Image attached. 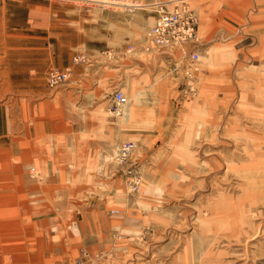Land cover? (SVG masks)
Returning <instances> with one entry per match:
<instances>
[{
  "label": "rangeland",
  "instance_id": "1",
  "mask_svg": "<svg viewBox=\"0 0 264 264\" xmlns=\"http://www.w3.org/2000/svg\"><path fill=\"white\" fill-rule=\"evenodd\" d=\"M34 1L37 0L0 1L4 14L0 19V50L5 41L9 50L20 41L23 32L19 23L30 24L33 17H38L41 27L35 28V34L46 36L47 30L42 28L54 22L79 20L83 11L131 16L134 12H152V4L157 0H138L142 6L135 11H112L86 0H38L40 4L33 6ZM240 1L234 0L235 9L224 18V0H187L199 17V33L203 32V38L198 35L200 40L207 41L212 31L224 24L229 25L228 29L239 30L240 21H246L248 8H253L250 0L247 9L242 8ZM54 16H57L56 21L52 20ZM153 23L152 17L145 32L137 40L129 41L132 45L127 49L129 42L126 41L118 52L114 46H108L115 51H112V59L103 54L76 52L82 53L87 62L78 64L83 66V72L74 73L70 65L71 75L63 85L48 87L47 72L63 68L51 65L44 73V91L20 85L0 96V105L15 123L13 131L7 133V139L13 144L5 146L12 161L8 169L13 176L0 165L3 178L0 180V264H151L150 259L158 260L162 252L167 256L182 249L190 232L199 229V223L204 225L209 219L218 222L217 217L223 213L208 210L215 205L219 209L225 203L236 205L233 209L242 208L233 215L246 216L251 231L245 237L233 239L218 236L211 244V251L222 249L224 264H264V77L259 76L261 71L257 72L253 66L245 72H240V66L233 67L229 52L232 58L239 57V51L235 50L241 47L239 42H233L232 48L228 46L226 51L222 41L209 44L221 47L222 54L216 57H209L207 48L198 50L199 67L209 62L213 67L214 123L208 132L206 118L212 99L204 100L202 110L194 111L190 117L184 116V106L197 101L200 86L195 77L188 80L182 70L169 71L171 88L180 101L177 109L180 116L172 124L175 130L163 133L164 138L170 139L168 144L163 140L152 145L145 140L137 141L138 136H157L158 133L150 131L159 126L156 123L144 125L141 129L146 132H140L129 128L125 122L121 124L119 141L105 145L96 139L94 127H88L87 134L85 128L81 131L79 124H85L87 119L90 125L101 127V123L95 121L109 114L106 108L114 89L123 92L127 103L131 99L134 101L135 91L142 90L143 83H135L140 80H134V75H139L151 60L154 66L159 62L157 57L141 51L150 41ZM211 23L215 27L208 28ZM125 25L126 29L129 24ZM130 47L134 52L128 51ZM160 65L165 66L164 62ZM189 85L193 86L194 94ZM92 88L95 89L94 98L85 93ZM38 102L41 105L39 115L36 112ZM81 109L93 114L86 116ZM123 112L114 119H121ZM130 134H136L137 138ZM87 140L99 142L98 146L89 147ZM126 141L133 142L134 149L127 162L121 165L109 157L118 144ZM173 141H189L191 145L183 147L174 145ZM21 155L24 163H16ZM186 156L196 165L189 176L192 189L180 191L176 188L175 195H166L163 190L166 181L161 178L165 166L154 172L153 167L168 157L171 162L165 169L175 170L180 165L175 162ZM204 157L214 159V169L211 165L210 170L203 165ZM129 169L142 173L137 191L145 187L157 189L150 195L149 204L157 209L167 207L168 214L173 216H169L171 221L162 231L139 229L130 242L109 250L108 237L99 233L110 228V217L121 216L122 212L113 209L124 207L126 200L131 198L128 194L132 197L137 194L129 193L126 186ZM156 173L157 179L153 178ZM121 238V235H109V240L120 242ZM186 243L191 247L190 242ZM82 251H86L87 257L82 256ZM101 251L106 253L104 257L95 259L94 253Z\"/></svg>",
  "mask_w": 264,
  "mask_h": 264
},
{
  "label": "crops",
  "instance_id": "2",
  "mask_svg": "<svg viewBox=\"0 0 264 264\" xmlns=\"http://www.w3.org/2000/svg\"><path fill=\"white\" fill-rule=\"evenodd\" d=\"M250 3L253 8H248L247 12L245 11L246 21H240L239 30L228 29L230 28L229 25L224 24V26L218 27L212 31L210 39L201 41L199 37H202L201 35H203V32L199 33L198 24L197 45L192 46L191 49L196 47L197 50L202 49L203 51L207 48L210 53H208V56L216 57L222 54L221 47L216 45L210 46L209 44L214 43L216 40L222 41L224 42L226 51L231 47L233 42H239L241 47L239 46L238 49L235 48L236 51H239L237 54L239 57L232 58L231 51L229 52L233 67L237 68L240 66V72H245L247 68L253 66V68L257 69V72L259 70L261 71L259 76L264 77V0H262V2L259 0H250ZM39 4L40 2L38 0L32 3L33 6H38ZM240 4H242V8L245 7V9H247L248 0H241ZM234 9V0H224L223 11H225V13L222 12L223 15L225 14L224 18ZM73 11L74 10L70 12ZM154 16L155 14L153 11L150 13L134 12L131 16L125 15L122 17L118 14L110 16L107 12H98L94 14L92 12L87 13L83 11L79 20L72 19L69 20L68 23L54 22L51 26L49 25L51 27L50 31V27L42 28L47 30L46 36L35 34V28L39 27L40 24L38 17H33V21L30 24H26L25 22L19 23L18 26L22 27L20 30L23 32L21 40L12 45L10 50L5 41L4 46H2L0 50V96L6 90L12 89V87H20V85H25V89L44 91L46 89L44 86V73L51 65L63 68L72 65L74 73L79 71L83 72V66L78 65L81 63L77 65H73L72 63V57L76 55V52L82 51L89 55L103 54L105 50L115 52L112 48H108V46H114L116 52H118L117 49H122L121 45H123L125 41L137 40L136 38L143 34L147 26L151 23L152 17L154 20ZM2 17H4V14L3 4L1 2L0 19H2ZM56 19L57 16H54L52 20L56 21ZM28 21L26 20V22ZM125 23L129 24L126 29L124 28L126 26ZM1 27L2 23L0 22V28ZM212 27H215L214 23H211V27L208 28ZM38 41L40 43H38ZM108 43L111 44L109 45ZM126 45L127 49L132 44L129 42ZM208 45L210 47H208ZM121 53L125 52L121 51ZM112 58L113 53H111V59ZM197 66L194 77L200 86L201 96L199 95L197 101L185 105L183 114L186 117H190L194 111L203 109V102L205 99L208 101L212 99V103H208V114L206 118L208 121V132L210 125L214 123V96L211 95L215 87L213 84V67L211 62L201 67H199L198 64ZM169 71H171L170 65L165 64L164 67H161V65L157 64V66H154L151 60L139 75H134V80H140L135 81V83H143V87L141 91H135L133 102L132 99L129 98L131 101L130 103H126V105L128 104L127 107L126 105L123 107L124 112L122 111V118L118 120L117 118L114 119L111 113H109L110 115H104V118L95 121L100 122L101 127L97 124L90 125L87 119L85 124H79L81 131L85 128L84 131L85 134H87L88 127H94L95 132H97L96 139L103 142V145H105L106 143H116L119 141L121 124L125 122L129 128L140 132L144 131L141 129L144 128V125L156 123L159 124V126L151 128L150 131L158 133L157 136L154 134H151L153 136L149 138H141V136H138L139 139L137 141L145 140L148 145H152L155 141L161 142L163 140L168 144L170 139L164 138L163 133L174 131L175 128H172V124L176 122L177 116H180L177 112L180 101L175 95V90L171 88V80L169 78L171 77L172 71ZM85 93L86 95L92 96V98L95 97L94 88L85 91ZM36 105V112L37 115H39L41 110L40 102ZM81 111L84 112L83 114L86 116L93 114L89 112L88 109H81ZM174 116L175 118H173ZM161 117L164 119H161ZM13 124H15L14 121L8 118L7 110H5L4 106L0 105V125H3L0 127V133L4 132L3 135H0V149H3V152H0V165H2V169L5 172L10 173L9 176H13V172L8 169V164L12 163V161L5 152V146L9 143L13 144L12 141L7 139V133L13 131ZM178 128L179 126L176 127V131H178ZM130 136L137 138L136 134H130ZM157 137L158 139L156 140ZM173 142L174 145L183 147H189L191 145L189 141L180 143ZM87 143L89 147H97L99 142L91 143L88 141ZM16 147L20 148L21 146L16 145ZM161 153H163V151H161ZM19 158L20 159L17 160L16 163H24L22 160L24 159L23 155ZM189 158L190 156L182 157L179 162H175L180 164L175 170L165 169L171 162V159L168 157H164L160 160V163H156L153 167L154 172L157 168L160 169L162 166H165V168L161 170L163 174L161 178L166 181V186L163 188L166 195H175L177 192L175 190L176 188H179L180 191H190L192 189L189 176L191 173L190 171L196 170V165L193 164L192 160ZM35 161L34 159V162ZM203 165L207 166L209 170L211 166L213 169L216 166L213 158L205 157ZM167 172H169L168 175H165ZM185 177L189 179L184 180ZM153 178H158L157 173L153 175ZM2 179L3 178L0 177L1 181ZM156 190L157 189L152 190V187L139 189L133 193H137L133 197L131 194H128L131 198L128 199V201L126 200L124 207L118 206V208L113 209L118 211V213L122 212L123 215L121 214V216L114 218L110 217V228L99 233L101 236L104 235L108 237V239L106 238V242H108L107 245L109 246V250H112L113 247L121 248L123 242H130L129 240L135 237L139 229L148 228L150 231L155 232L162 231V229L168 225V221H171L169 216H173L168 214V208L165 207L162 209L161 207L157 209L156 206H151L149 204L151 200L150 195L156 193ZM161 193L162 192H160L159 195H162ZM235 206L236 205L230 203H225V205H221L219 209H217L216 205L214 209H209L208 211L223 213L217 217L218 222L209 219L204 225L199 223V229L190 232V235L186 239L188 243L190 242L189 244H191V247H189L185 241L182 249L174 250L167 256H163L164 252H162L160 258L158 260L154 259L155 261L151 258V264H224L225 261L223 259L222 249L221 251H211V244L216 240V237H229L231 239L242 236L245 237L251 231V224L246 216L241 214L233 215V213L237 214V211H241L242 209L239 207L233 209ZM96 213H98V211ZM111 233L115 234V236L121 235L122 241L119 242L117 239L109 240V235ZM101 252L104 253L103 251Z\"/></svg>",
  "mask_w": 264,
  "mask_h": 264
},
{
  "label": "built area",
  "instance_id": "3",
  "mask_svg": "<svg viewBox=\"0 0 264 264\" xmlns=\"http://www.w3.org/2000/svg\"><path fill=\"white\" fill-rule=\"evenodd\" d=\"M95 2L110 10L132 11L142 5L138 0H86ZM154 11V23L150 32V41L144 47L146 54L157 57L158 64L161 62L171 66L172 71L182 70L188 80L194 79L199 60V51L192 46L197 45V26L199 17L187 2V0H158L152 4ZM132 48L130 47L128 51ZM111 50H105L104 56H111ZM73 63H86L83 54H76L72 58ZM71 75V68H52L47 72V85L55 88L66 83ZM192 94L195 93L193 86L189 85ZM127 98L120 89H114L109 99L107 110L114 116H119ZM134 149V143L126 141L118 144L109 157L123 165L128 160ZM126 178L128 192H136L142 182V175L134 169L128 170ZM82 255L87 257L86 251ZM93 257L99 259L104 257L102 252L94 253Z\"/></svg>",
  "mask_w": 264,
  "mask_h": 264
},
{
  "label": "bare ground",
  "instance_id": "4",
  "mask_svg": "<svg viewBox=\"0 0 264 264\" xmlns=\"http://www.w3.org/2000/svg\"><path fill=\"white\" fill-rule=\"evenodd\" d=\"M135 10H137V9H135ZM135 10H132V11H135ZM199 24V23H198ZM198 27V26H197ZM150 32H151V29H150V31H149V37H150ZM196 34H197V32H196ZM144 47V46H143ZM132 48V47H131ZM134 52V49L132 48L129 52ZM141 51L143 52V53H145L146 54V52L144 51V49L142 48L141 49ZM199 61V60H198ZM74 64H78V63H74ZM164 64H166V63H164ZM197 64H198V62H197ZM167 65V64H166ZM72 71V70H71ZM172 71V70H171ZM172 72H174V71H172ZM194 76H195V73H194ZM123 110V109H122ZM108 111V110H107ZM109 112V111H108ZM110 113V112H109ZM122 113V112H121ZM112 115V114H111ZM121 115V114H120ZM112 116H114V115H112ZM114 117H117V116H114ZM7 196V195H6ZM1 209V208H0ZM4 250V249H3ZM82 254V253H81ZM104 254V253H103ZM83 256V255H82ZM107 258V257H106Z\"/></svg>",
  "mask_w": 264,
  "mask_h": 264
}]
</instances>
